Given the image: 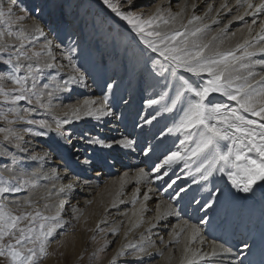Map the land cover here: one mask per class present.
<instances>
[{
  "label": "snow or ice",
  "instance_id": "obj_1",
  "mask_svg": "<svg viewBox=\"0 0 264 264\" xmlns=\"http://www.w3.org/2000/svg\"><path fill=\"white\" fill-rule=\"evenodd\" d=\"M17 3L18 0H7L5 6L4 0H0V26H3L0 30V54H7V59L0 56V61L10 66L9 71L0 75V82L6 80L13 85L7 88L0 83V98L4 104L11 105L0 119L8 125L14 124L17 120L25 121L29 125H37L45 130L24 129L33 136L55 132L59 137L64 138L63 125L70 122V116L79 119L82 113L84 116L99 119L111 115L112 109L108 106L107 94L99 102L87 99L78 102L69 112L64 113L63 119L54 116L55 127L53 123L44 119H27L28 114L34 109L24 108L25 115L19 114L20 108L17 105L21 101H27L28 104L35 102L40 108L50 109L52 107L50 101L55 92L68 91L67 86L71 84H84L85 75L72 63L70 56H65L64 59L69 61L73 74L68 75L63 83L55 82V78L52 77L48 83L38 87L39 77L44 75L45 69L56 67L51 62L55 57L52 55L51 42L46 43L40 51L27 49L26 46L32 43V33L26 31L23 26L13 30L14 23L27 18L23 15L14 18ZM102 3L129 26L131 32L135 33L140 44L143 45V48H139V56L144 58V62L143 67L138 71L141 75L147 73L152 81L151 86L159 89V98L148 99L147 105H158L165 101L162 105L163 110L169 113L175 111L179 116L173 127L167 129L168 133H182L185 139L180 141L181 145L190 141L183 150L172 151L164 156L163 160L153 168L158 174L156 179L168 175L167 172L159 174L165 166L171 167L183 161L187 168L189 161H195L199 165L195 168V173L199 174L200 180L207 181L213 173L219 172L227 177L232 188L238 192L253 193L255 187H261L264 191V19L259 22L253 19L251 24H246L247 35L242 36L234 46L225 48L222 47L223 40H220V37L226 33L231 21L211 38L205 39L209 25L203 23L204 17L191 14L186 22L183 21L182 17L187 5L181 12L175 14L170 10L165 12L157 6L155 11L145 15L141 11L134 10L137 8V0H102ZM236 5L243 11L238 12L233 20H243L246 16H264V0H259V3H253V0H236ZM191 7L195 9L196 4L193 3ZM220 8L227 9L228 4L222 3ZM20 11L27 12L28 9L21 7ZM211 11L212 5H208L205 16ZM56 22L63 23L64 16L61 14ZM212 23L218 21L213 19ZM257 23H259L258 30L254 29ZM33 31L40 36L44 35L39 24L33 25ZM232 35L235 36L236 33ZM218 40H220L219 44L216 43ZM147 52L156 54L159 59L148 56ZM128 61L136 70L139 61L135 49L131 50ZM148 61H151V67L148 66ZM22 69L25 74L17 75ZM193 77L196 79L193 80ZM107 88L110 92L113 84L108 83ZM216 95L223 100L217 101ZM45 96L48 98V103L44 102ZM7 113L13 114L15 119L9 120ZM155 119L156 116H153L145 120V123L151 124ZM0 133L3 134V142L17 152L29 151L26 145L30 142L25 141L23 136L12 127L0 128ZM90 142L103 145V141L100 140ZM118 143L124 148H131L135 141L125 139ZM66 144L67 151L70 152L72 146L70 137L67 138ZM54 145L55 148L65 146L61 140L54 141ZM106 146L111 147V145ZM149 150H145V156L149 154ZM9 155L12 156L13 166L21 163L10 150L0 152V156ZM48 158L47 151L26 157L28 160L39 162H45ZM6 171L13 174L9 177L0 176V258L7 261V264H39L48 256L50 238L58 228L63 227L61 213L66 201L60 199L58 203H50L53 195L51 190L40 197V200L44 201L43 204L30 198L23 204L19 201H9L6 199V194L37 187V178L41 174L24 171L23 165L19 172L13 167L6 168ZM140 175L146 174L141 170ZM59 178L55 170L50 175L43 174V179L46 180ZM192 182L199 183L196 179ZM175 183L176 181L172 180L168 187L171 188ZM73 187V183L58 188L53 185L57 197L71 192ZM185 192L186 189L181 187L175 196L180 197ZM217 193L219 189L210 195L215 197ZM144 198L149 199L147 193L144 194ZM10 204L13 206H9ZM112 207H116V204L113 203ZM204 207L211 208L212 205L205 203ZM173 214L172 204L169 203L163 212L160 211V206H157L158 221ZM134 226L138 227L139 224ZM186 228L189 229V234L186 237L184 251L188 253L190 251L188 245L199 237L200 229L185 223L180 232L174 235L178 237ZM112 231L115 234L117 229ZM249 248L247 242L243 243L241 253ZM123 249L138 250L140 254H145L147 251L142 245L129 243L123 245L122 250L117 253L118 256L126 255ZM222 251L229 252L230 249L222 248ZM216 254L215 249L210 254L193 252L191 257L186 258L185 264H199V261ZM113 259L115 261V258ZM240 264H244L243 260Z\"/></svg>",
  "mask_w": 264,
  "mask_h": 264
},
{
  "label": "bare ground",
  "instance_id": "obj_2",
  "mask_svg": "<svg viewBox=\"0 0 264 264\" xmlns=\"http://www.w3.org/2000/svg\"><path fill=\"white\" fill-rule=\"evenodd\" d=\"M153 1L156 0H137V3L148 5ZM93 2L95 3L94 0ZM225 2L228 8L221 9V4ZM193 3L196 4L195 9L191 7ZM253 3H259V0H253ZM156 4V7L159 6L165 12L170 10L173 14L181 12L187 5L182 17L184 22L191 14L204 17L203 23L209 25L205 39L211 38L231 21L226 33L220 37V40H223L222 47L225 48L234 46L242 39V36L247 35L246 24H251L253 19L258 22L264 19V16H246L243 20H233L238 12L243 11L242 8H237L236 0H159ZM208 5H212V11L205 16ZM106 17L109 22H116L117 17L113 13L106 12ZM213 19H216L218 23H212ZM34 24L38 23L34 20L25 22L28 32L32 33L36 40L43 39L48 43L47 31L40 26L44 32V35L40 36L39 33L33 31ZM121 26L128 33L129 38L140 44L139 38L131 32L129 26ZM258 27L259 23L254 26V29L258 30ZM232 33L236 35L233 36ZM220 40L216 43L219 44ZM50 47L55 57L51 62L56 67L45 69L42 84L48 83L52 77L55 78V82L63 83L68 75L73 74V69L69 61L56 52L61 51L60 48L54 49L51 45ZM140 47L143 48V45L140 44ZM127 48L129 46L126 44L117 53L115 62L109 69H106L107 76L102 77L101 85L79 70L85 75L84 84H71L67 86L68 91L55 92L50 101L52 106L50 109L25 104L26 102L23 101L19 102L17 107L20 108V115H25L24 108L34 109L27 117L47 120L53 123V127H55L54 116L63 119L64 113L69 112L70 108L78 102L86 99L99 102L105 94L109 96L108 106L112 109V114L99 119L84 116L82 113L79 119L70 116V122L63 125L64 138L59 137L55 132L44 135V138L49 136L51 140L48 142V149L43 147L46 144L44 138L41 142L38 136L25 132L24 129L28 128V124L17 120L14 123L15 130L23 136L25 141L30 142L26 145L29 151L27 153L17 152L3 142V136H1L0 152L10 150L21 163L13 166L12 156L9 155L7 161H0V171L9 177L13 173L6 171V168L13 167L16 172H19L23 165L24 171L29 173L35 171L41 175L37 178V187L27 190L24 194L10 195L7 200L19 201L23 204L26 199L30 198L32 201H39L43 204L44 201L40 200V197L51 190L53 195L50 203H58L60 199L66 201L62 211L65 221L76 219L80 214L91 215L99 226L101 221L109 217L111 224L107 230L111 234L109 240L116 238L113 254L116 262L185 264L186 258L191 257L193 252L210 254L215 249L217 252L215 256H209L208 259L199 261V264H240L241 260L244 264H250L253 258L264 254V191L260 192L255 187L253 193L238 192L232 188L227 177L219 172L213 173L207 181L200 180L199 174L195 173V168L199 166L195 161H189L187 168L183 161L171 167L165 166L159 174L167 172L168 175L162 179H156L158 174L153 171V168L163 160L164 156L172 151L183 150L190 144V141L181 145L180 141L185 139L182 133H168L167 129L173 127L179 116L175 111L169 113L163 110L162 105L165 101L157 106L153 114L149 113L150 106L146 101L150 98L145 94V82H143L144 76L148 77L147 73L141 75L137 70L130 80H134L133 84L131 82L130 85H125L128 72H131L125 64ZM106 50L103 48L101 51ZM147 55L159 59L156 54L147 52ZM148 66H152L151 61H148ZM102 72L104 73V70ZM101 76L96 74L95 78L99 80ZM105 79L113 84L110 92L104 82ZM122 96H125L123 101ZM43 99L45 103H48L47 96ZM215 99L223 100L218 95ZM118 105H121L119 109H117ZM140 110L139 117L136 118ZM153 116H156V119L151 124L145 123V120ZM128 130L134 134L133 138H130ZM69 137L72 141L70 152L67 151L66 144ZM125 139L135 141L131 148H124L118 143ZM56 140H61L65 146L55 148L54 141ZM93 140L103 141V145L90 142ZM106 145H111V147ZM145 150H149L147 156L144 155ZM45 151L49 152V158L45 162L26 159L28 156L43 154ZM152 165L153 167H150ZM53 170L58 173L60 177L58 180L43 179L44 173L50 175ZM141 170L146 175L141 176ZM193 179L198 180L199 183L194 184ZM172 180L176 183L169 188L168 184ZM69 183L74 185L72 191L57 197L53 185L55 184L58 188ZM181 187L185 188L186 192L176 197L175 193ZM217 189L219 193L215 197L211 196L210 193H216ZM145 193L149 196L148 200L144 198ZM134 199L135 203H133ZM113 203L116 207H112ZM169 203L173 206L174 214L158 221L156 219L157 206L159 205L160 211L163 212ZM205 203L211 204L212 207H204ZM99 210L100 214L103 213L102 216L104 214L107 216L100 217ZM202 220L205 222L202 223ZM185 223L189 226L195 225L200 229L199 237L188 245L190 248L188 253H185L184 248L189 229L186 228L178 237L174 235L180 232ZM135 224L139 226L135 227ZM112 229H117L115 234ZM69 236L65 238L66 241L76 240L74 235L67 239ZM245 242L250 245V248L241 253ZM129 243L142 245L147 250L146 253L140 254L138 250L123 249L126 255L118 256L117 253L122 250L123 245ZM221 246L230 251L223 252Z\"/></svg>",
  "mask_w": 264,
  "mask_h": 264
},
{
  "label": "rangeland",
  "instance_id": "obj_3",
  "mask_svg": "<svg viewBox=\"0 0 264 264\" xmlns=\"http://www.w3.org/2000/svg\"><path fill=\"white\" fill-rule=\"evenodd\" d=\"M94 1L95 3L93 0H18L17 6L14 9V18L21 15L26 16L27 18L22 21H17L12 25V28L13 30H18L20 26H23V28L28 31L25 27V22H28V20L36 21L45 31H47L46 35L48 36L47 38L49 39V42H51L50 45L54 49H61V51L56 52L62 57L70 56L71 60L77 64L76 67L78 68V65H80V68L78 69L82 70L88 76H91L97 84L103 83L102 77L107 76L106 69H109V67L112 66V63L115 62L117 53H119L120 49L127 44L129 48L125 51V64L131 69V72H128L129 74L125 80V85H130L131 82L133 84L134 80H130L144 62V58L139 56V48H141L140 44L135 42L132 38H129L128 33L124 31L121 25L128 26L124 21H121L117 17L118 20L116 19V22H109V19L106 17V12L111 11L103 5L102 0ZM157 1L159 0L153 1L148 5L137 3V8L134 10L141 11L145 15L150 14L157 8ZM4 3L5 6H7V0H4ZM53 5H60V7H53ZM21 7L28 9V11L21 12ZM61 14L64 16V22L57 23V18L61 16ZM2 29L3 26H0V30ZM31 39L32 43L26 46L27 49L40 51L46 44L43 39L36 40L33 36H31ZM103 48L107 50L102 52L101 50ZM133 49L136 50L139 61L136 70L133 69V66L128 61V56ZM0 56L7 59V54H0ZM9 70L10 66L4 65L2 61H0V75H3ZM103 70L104 73L102 72ZM24 74L23 69L20 73H17V75ZM96 74L99 76L102 74L99 80L95 78ZM42 76L39 77L40 83L38 87L43 86ZM104 82L106 83V86L110 83L107 79H105ZM143 82H145V94L150 99H158L159 89L152 87V82L146 76H144ZM0 83H3V86L7 88L13 86L6 80ZM103 89H105V85H103ZM121 99L123 101L125 96H122ZM23 102L28 104L27 101ZM30 105L36 106L35 102ZM158 105L150 106L149 113L153 114ZM9 107H11V105L4 104L2 98H0V116L4 115ZM120 107L121 105H118L117 109ZM140 112L141 110L136 114V118L139 117ZM7 115L9 120L15 119L13 114L7 113ZM27 119L38 120L34 117H27ZM3 127H12L14 130L16 128L14 124L8 125L3 119H0V128ZM28 128H32L34 131H43L37 125L28 124ZM128 134H130V138H133L134 134H131L130 130H128ZM1 136H3L2 133H0V138ZM42 136H38L41 142H43L44 138V135ZM44 139L46 144L44 143L45 145L43 147L48 149V142H51V140H49V136H46ZM7 160V156H0V161L5 162ZM153 165L150 167H153ZM0 176L8 177L1 171ZM27 190L28 189H25L14 194H6V199H8L10 195L24 194ZM9 206L13 205L10 204ZM98 214L101 217L103 213L100 214L99 210ZM80 215L78 218L76 217V219H71L70 221L67 219V222L64 219V215L61 213L63 227L58 228L54 236L50 238L48 243V256L42 259L39 264H127L120 261L116 262L113 259L116 238L109 240L111 234L107 228L111 224L109 223L111 222V220H109L110 218L108 217L107 220L104 219L101 221V225L99 224L98 226L97 222L93 220V216H83L84 214ZM105 216H107V214H104L102 217ZM68 235L71 237L76 236V240L66 241L65 238ZM70 236L67 239H70ZM0 264H7V261L0 258Z\"/></svg>",
  "mask_w": 264,
  "mask_h": 264
},
{
  "label": "water",
  "instance_id": "obj_4",
  "mask_svg": "<svg viewBox=\"0 0 264 264\" xmlns=\"http://www.w3.org/2000/svg\"><path fill=\"white\" fill-rule=\"evenodd\" d=\"M261 190H262V188L261 187H259Z\"/></svg>",
  "mask_w": 264,
  "mask_h": 264
}]
</instances>
